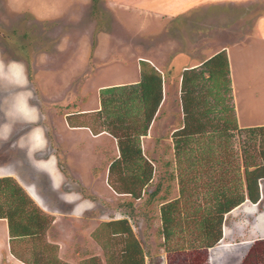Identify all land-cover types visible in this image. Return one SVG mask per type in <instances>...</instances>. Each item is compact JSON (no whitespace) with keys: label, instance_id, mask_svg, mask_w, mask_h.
<instances>
[{"label":"rangeland","instance_id":"1","mask_svg":"<svg viewBox=\"0 0 264 264\" xmlns=\"http://www.w3.org/2000/svg\"><path fill=\"white\" fill-rule=\"evenodd\" d=\"M179 1L47 0L60 12L42 19L28 8L36 0H0V177H11L44 218L37 235L9 239L18 263L115 264L123 238L105 223L125 218L144 264H258L264 179L257 202L245 198L222 215L219 242L204 248L197 226L211 193L237 182L238 165L245 188L242 159L264 150V135L234 130L226 151L187 167L171 133L182 118V71L201 69L219 51L234 116L236 109L242 123L264 119V0ZM149 67L163 79L162 101L140 141L153 174L132 198L109 170L118 146L96 112L98 90L135 81ZM165 209L178 239L161 233Z\"/></svg>","mask_w":264,"mask_h":264},{"label":"trees","instance_id":"2","mask_svg":"<svg viewBox=\"0 0 264 264\" xmlns=\"http://www.w3.org/2000/svg\"><path fill=\"white\" fill-rule=\"evenodd\" d=\"M229 83L228 63L223 51L203 61L201 69L189 68L182 71V124L172 133V139L175 157L176 154L178 158L183 157L187 167H191L194 160L201 161L203 155H209L211 151H226L231 141V132L234 130H244L251 135H264V125L244 128L237 126L229 95ZM98 93L100 109L97 113L102 119L103 129L116 139L118 146V157L110 163L109 170L114 172V181L123 193L138 198L152 176V166L141 152L140 137L146 134L160 103L161 76L154 68H144L138 82L103 87ZM207 115L214 116L210 118ZM228 166L221 165L222 179L229 172ZM240 166L238 165L236 170V183L233 181L226 185L223 181L221 186L211 193L212 203L209 206L213 208L206 207L207 217L203 218L204 223L200 222L199 227L197 226L199 239L204 240V248L212 246L220 239L222 215L245 198L250 203H255L260 198L259 183L264 179L263 148L257 149L256 155L244 156L242 159L244 189ZM232 174L234 178L235 174ZM183 185L182 183L180 186ZM155 192H152L151 196L154 197ZM161 213V233L165 240L169 241L171 237L180 238L175 234L177 223L174 222L172 212L165 209ZM0 218L6 219L11 238L34 236L44 227L43 215L35 203L8 176L0 177ZM105 224L110 228L112 235L119 234L123 238L120 259L115 264H143V250L131 234L125 218ZM177 227L181 229L180 226ZM260 243L264 247V241ZM255 258L258 264H264V248Z\"/></svg>","mask_w":264,"mask_h":264},{"label":"crops","instance_id":"3","mask_svg":"<svg viewBox=\"0 0 264 264\" xmlns=\"http://www.w3.org/2000/svg\"><path fill=\"white\" fill-rule=\"evenodd\" d=\"M19 2L20 0H16V2ZM25 2L27 1V0H24ZM184 1H187V0H180L179 1V4H185V3H187V2H185L184 3ZM191 1H193V0H191ZM49 2H47V0H36V2L34 3L35 5H30L31 7H28L29 9H32L34 12H36L37 14H38V16H41L42 17V19H51L52 17H53V19H56L55 18V15L57 14V13H59L60 12V10H58L55 6H54V4L52 3V5H49L48 4ZM52 19V20H53ZM72 33H74V32H72ZM75 33H79V32H75ZM182 74V73H181ZM161 76V75H160ZM139 78H140V74H139V77H138V79H136L135 81H129V82H126V83H112V84H105V85H102V87H100L99 89H101V88H103V87H107V86H112V85H121V84H130V83H135V82H138L139 81ZM161 79H162V76H161ZM124 80H126V79H124ZM163 80V79H162ZM180 86H181V80H180ZM162 87H163V81H162ZM98 92H99V90H98ZM98 99H99V93H98ZM161 101H162V97H161V100H160V103H161ZM160 103H159V105H160ZM159 105H158V107H159ZM236 108V107H235ZM100 109V104H99V106H98V109L96 110V112L98 111ZM158 109V108H157ZM157 111V110H156ZM235 111H236V123H237V126L239 127V128H244V127H252V126H258V125H264V119L263 120H261V121H254V122H246V123H242L241 121H240V118H239V116H238V110H236L235 109ZM155 116V115H154ZM154 116H153V118H154ZM153 118H152V120H153ZM151 120V121H152ZM151 123V122H150ZM181 124H182V118H181V123H180V126H181ZM149 126H150V124H149ZM149 126H148V128H149ZM179 126V127H180ZM178 127V128H179ZM177 128V129H178ZM176 129V130H177ZM148 130V129H147ZM176 130H174V131H176ZM104 131H106V130H104ZM173 131V132H174ZM172 132V133H173ZM172 133H171V138H172ZM146 135V134H145ZM144 136V135H143ZM142 137V136H141ZM141 137H140V141H141ZM172 147H173V139H172ZM173 151H174V149H173ZM152 174H153V169H152ZM151 178H152V176H151ZM151 180V179H150ZM150 182V181H149ZM148 182V183H149ZM144 189V188H143ZM142 189V190H143ZM159 191V190H158ZM157 192V191H156ZM155 192V196H157V193ZM263 192H264V190H263ZM126 194V193H125ZM160 197V196H159ZM157 199H158V197H157ZM9 239H13V238H11L10 236H9V233H8V227H7V222H6V219L5 218H0V262H1V259L2 258H4V257H7V259L9 258L11 261V263L10 264H20V263H18L17 261H16V259H13V255H11V252H10V244H9ZM221 240V237H220V239L218 240V242ZM143 255H144V251H143ZM144 258V257H143ZM144 260V259H143ZM143 264H144V261H143Z\"/></svg>","mask_w":264,"mask_h":264}]
</instances>
